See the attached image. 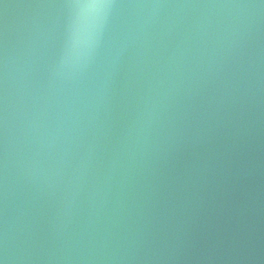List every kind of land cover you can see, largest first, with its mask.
I'll use <instances>...</instances> for the list:
<instances>
[{"label": "water", "instance_id": "obj_1", "mask_svg": "<svg viewBox=\"0 0 264 264\" xmlns=\"http://www.w3.org/2000/svg\"><path fill=\"white\" fill-rule=\"evenodd\" d=\"M0 264H264V0H0Z\"/></svg>", "mask_w": 264, "mask_h": 264}, {"label": "clouds", "instance_id": "obj_2", "mask_svg": "<svg viewBox=\"0 0 264 264\" xmlns=\"http://www.w3.org/2000/svg\"><path fill=\"white\" fill-rule=\"evenodd\" d=\"M78 7L82 9H98L106 7V5L100 2H85L83 4L78 5Z\"/></svg>", "mask_w": 264, "mask_h": 264}]
</instances>
